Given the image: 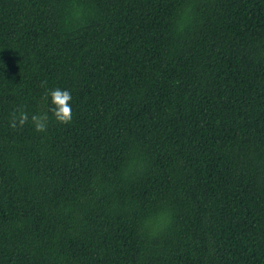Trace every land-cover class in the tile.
<instances>
[{"label":"trees","instance_id":"1","mask_svg":"<svg viewBox=\"0 0 264 264\" xmlns=\"http://www.w3.org/2000/svg\"><path fill=\"white\" fill-rule=\"evenodd\" d=\"M0 264H264V0H0Z\"/></svg>","mask_w":264,"mask_h":264},{"label":"clouds","instance_id":"2","mask_svg":"<svg viewBox=\"0 0 264 264\" xmlns=\"http://www.w3.org/2000/svg\"><path fill=\"white\" fill-rule=\"evenodd\" d=\"M46 98H50L51 107L49 111L52 113L53 118L61 123L68 124L72 120V107L70 101L72 99L71 93L68 90H61L59 88L52 89L46 93ZM13 113L10 121V127L13 129L23 127L26 123L31 120L35 131L44 132L48 126V115L45 114H33L29 118V114L23 110H17Z\"/></svg>","mask_w":264,"mask_h":264}]
</instances>
